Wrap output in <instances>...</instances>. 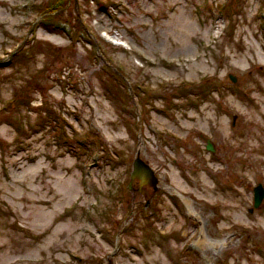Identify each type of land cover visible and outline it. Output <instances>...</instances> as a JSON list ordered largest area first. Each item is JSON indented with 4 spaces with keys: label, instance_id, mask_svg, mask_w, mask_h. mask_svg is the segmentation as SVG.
<instances>
[{
    "label": "rangeland",
    "instance_id": "obj_1",
    "mask_svg": "<svg viewBox=\"0 0 264 264\" xmlns=\"http://www.w3.org/2000/svg\"><path fill=\"white\" fill-rule=\"evenodd\" d=\"M258 183L264 0H0V264H264Z\"/></svg>",
    "mask_w": 264,
    "mask_h": 264
},
{
    "label": "water",
    "instance_id": "obj_2",
    "mask_svg": "<svg viewBox=\"0 0 264 264\" xmlns=\"http://www.w3.org/2000/svg\"><path fill=\"white\" fill-rule=\"evenodd\" d=\"M229 78L235 82L236 77L232 74H229ZM206 148L210 151L213 150L211 143L208 141ZM137 178L139 186L148 184L153 187L155 190L157 188V177L153 169L144 161H142L138 156L133 161V169L131 172V180ZM264 197V188L261 183H258L253 188V207H258ZM251 211V209H250Z\"/></svg>",
    "mask_w": 264,
    "mask_h": 264
},
{
    "label": "bare ground",
    "instance_id": "obj_3",
    "mask_svg": "<svg viewBox=\"0 0 264 264\" xmlns=\"http://www.w3.org/2000/svg\"><path fill=\"white\" fill-rule=\"evenodd\" d=\"M199 243L203 245L205 243V241L204 240H199Z\"/></svg>",
    "mask_w": 264,
    "mask_h": 264
}]
</instances>
